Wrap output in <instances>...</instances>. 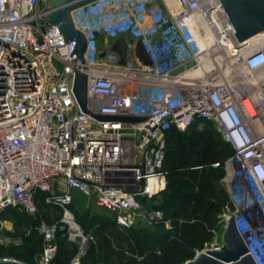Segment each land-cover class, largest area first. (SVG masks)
Returning <instances> with one entry per match:
<instances>
[{"label":"built area","instance_id":"obj_1","mask_svg":"<svg viewBox=\"0 0 264 264\" xmlns=\"http://www.w3.org/2000/svg\"><path fill=\"white\" fill-rule=\"evenodd\" d=\"M49 12L44 0H0V220L9 209L35 216L39 194L63 211L62 230L40 223L36 263L55 264L63 231L79 246L70 264H83L95 238L71 210L74 191L122 229L166 224L151 202L168 188V133L208 121L233 150L224 168L235 201L223 221L235 217L264 264V218L253 194L264 199V31L240 43L217 0H99L72 13L87 39L83 64ZM125 37L132 41L122 65L102 45ZM138 42L151 65L137 57ZM77 73L88 77L89 113L74 93ZM4 231L0 221L1 248L22 244Z\"/></svg>","mask_w":264,"mask_h":264},{"label":"rangeland","instance_id":"obj_2","mask_svg":"<svg viewBox=\"0 0 264 264\" xmlns=\"http://www.w3.org/2000/svg\"><path fill=\"white\" fill-rule=\"evenodd\" d=\"M205 128L208 131H211L213 135H203L199 130H195L190 132L188 137L195 148H199L200 150L208 148L210 150L211 157L204 161L203 167H205L206 174L209 176L210 182L214 186L216 193L211 199H209V196H203L201 194L197 184H195V188L192 190L188 189V187L180 189L179 187H168L162 196L151 202L152 208L164 212L166 224H158L152 227L133 228L135 231L134 237L141 238L139 235L149 234L148 238L143 237L144 241H149L150 253L147 256L148 260L155 262L158 258H163L165 252L168 250H182L189 254V258L183 263L185 264L186 262L193 260L199 253L216 250L221 248L224 244L226 226L223 221V210L226 206L234 208L235 196L234 190L229 187V180H225L226 170L224 165L223 167H215L214 165L218 162H223V160L225 161L230 155L226 154L228 150L222 144L218 134L214 132L215 127L210 126L211 129H208L209 127L205 126L204 129ZM177 189L182 192H193L195 197L194 204L199 208H201V204L205 199L211 201L220 208V213L217 214L214 211L210 212L208 215L201 213L200 218L191 221L178 219L173 208V201L176 194L175 190ZM253 194L257 200L256 202L259 204L256 205L264 210V199L261 194L257 190L253 191ZM42 202V200L39 202L40 206L38 207V212L42 216L41 222L44 221L48 224H58L62 230V228H64V225L61 223L63 218L62 209L49 206L46 202L42 204ZM254 203V200H249V205ZM73 207L75 208L74 210L76 211L78 221L83 228L82 230L86 234H90L91 231L95 230L92 228L95 223L100 225V231L97 238L95 237V234H93L95 238L93 242V252L94 254L99 255V261L101 263L147 264V259H136L131 253V248H129L127 241H131V239L134 238L133 236H126L125 238L127 241H124L123 239L119 241L118 231H120V228L118 229L114 215L111 212L98 207L94 199L87 200L82 195L75 198ZM262 216L263 215L260 211L258 217L263 218ZM40 218L41 217L38 213L35 216H29L22 215L18 212L13 214L7 213L5 216L1 217L0 221L6 225V228L9 230L8 232L17 234L23 240L20 246H12L3 249L0 247V256L2 259L17 260L14 258L17 257L16 252L22 254L25 253L26 250L28 253L32 250H36V245L42 237L38 230L39 226L36 223L40 221ZM153 232L158 233L156 238L150 237V233ZM61 237L68 240L63 231H61ZM70 245L73 247V245L77 246L78 244L72 243ZM63 248L66 249L67 247L64 245ZM122 255H124L123 259L121 258ZM29 256L30 254H28L27 258H29Z\"/></svg>","mask_w":264,"mask_h":264},{"label":"trees","instance_id":"obj_3","mask_svg":"<svg viewBox=\"0 0 264 264\" xmlns=\"http://www.w3.org/2000/svg\"><path fill=\"white\" fill-rule=\"evenodd\" d=\"M210 126H213L210 123H207L208 129H211ZM199 130L196 128V126L189 129L186 133H180L176 129H172L168 133L167 138V151H166V159H165V170L168 172V187H179L180 188H187L192 190L195 188V184L198 185L199 190L201 191V194L203 196H209L208 198L211 199L212 196H214L215 189L212 183L210 182L209 176L206 174V169H204V161L208 160L210 156V150L195 148L188 137L190 135V132ZM218 137L220 138L222 144L226 147L230 157L233 155L232 148L223 141L221 135L218 133L216 129H214ZM202 132V134H209L208 136H212L213 133L211 131H208L206 128L204 130H199ZM217 146V145H216ZM229 157V158H230ZM227 160V159H226ZM225 160V161H226ZM225 161L218 162L223 167ZM176 194L173 201V208L175 211V214L178 219H182L185 221H191L196 218H200V214L203 213L204 215H208L210 212L214 211L215 213H220V208L217 207L214 203L211 201H207L206 199L201 204V208L197 207L195 202V197L193 192L189 191H179L178 189L175 190ZM43 201L42 204L45 203V196L43 194H39L37 197V204L38 207L40 206L39 202ZM75 208L72 206L71 210L75 215L77 223L82 228L81 224L78 221V217L76 214ZM17 213L18 211L15 209H9L7 210L3 215L10 213ZM19 213V212H18ZM22 214V213H20ZM40 218V221L36 222L39 226L42 221V216L38 212ZM26 215V214H22ZM117 225V224H116ZM118 229L120 228L117 225ZM92 228L94 230L95 237L97 238V235L100 231V225L98 223H95ZM83 229V228H82ZM119 241L123 239L124 241H127L125 238L135 236L133 229H119ZM4 235L8 236H16L19 237L15 233H9L8 231L3 232ZM137 234V233H136ZM141 238L134 237L131 239V241H127V244L129 245V248H131V253L136 257V259L146 260L148 254L150 253V247H149V241H144L143 237L148 238L149 234H142L139 235ZM158 236V233L153 232L150 233L151 238H156ZM148 240V239H147ZM57 242L59 245L58 254L55 260V264H70L71 259L76 255L78 252L79 246L73 245V247L70 245L72 244L68 240L61 237V232L58 233L57 236ZM42 243L43 238H40V241L36 245L35 251H28L26 250L25 253L19 254L16 252L17 257H14L17 260H20L27 264H37L36 263V257L37 255L42 251ZM67 247L66 249L63 248V246ZM136 245V247H135ZM71 246V247H70ZM94 243L90 244L89 250L83 260V264H103L99 261V255L94 254L93 252ZM3 249V248H2ZM71 249V250H70ZM102 251V248H101ZM28 254H30L29 258H27ZM165 257V258H164ZM163 258H158L157 261H151L146 260L147 264H183L188 258L189 254L185 251H178V250H168L165 252V256ZM124 258V255L121 257ZM31 260V261H29Z\"/></svg>","mask_w":264,"mask_h":264},{"label":"water","instance_id":"obj_4","mask_svg":"<svg viewBox=\"0 0 264 264\" xmlns=\"http://www.w3.org/2000/svg\"><path fill=\"white\" fill-rule=\"evenodd\" d=\"M49 4L50 12L47 21L51 25H58L60 32L67 41H75L76 48L73 52L79 59L85 63V53L87 51V39L85 35L78 31L74 25L72 13L82 7L88 6L99 0H44ZM222 11L229 18L237 40L241 43L247 39L264 31V0H217ZM113 51L120 56V63H127V44L126 40L121 38L116 41ZM137 57L146 65H151V60L141 42L137 43ZM104 56V54L102 55ZM75 96L85 113L87 110L88 100V77L77 73L74 85ZM96 119L102 121H124V122H141L142 118L128 117H110L97 116ZM88 244L86 245V249ZM0 264H27L14 259L0 258ZM185 264H257L250 254L247 244L241 236L236 219L232 216L227 224L224 233V244L219 250H210L199 253L193 260Z\"/></svg>","mask_w":264,"mask_h":264},{"label":"crops","instance_id":"obj_5","mask_svg":"<svg viewBox=\"0 0 264 264\" xmlns=\"http://www.w3.org/2000/svg\"><path fill=\"white\" fill-rule=\"evenodd\" d=\"M123 39H125L127 42H130V41H132V39L130 38V37H125V38H123ZM102 47L104 48V49H106V48H109V49H113L114 48V45L112 46L111 45V43L108 45H106V44H103L102 45ZM207 123H210V124H212L213 126H214V124L213 123H211V122H208V121H205V122H203V123H201V124H198V125H196V127H200L201 126V128H199V130H204V127L205 126H207ZM215 127V126H214ZM197 128V129H198ZM203 128V129H202ZM216 129V128H215ZM79 195H81L80 193H78V192H76V191H74L73 192V197H74V202H75V198H77ZM87 200L88 199H90V198H86Z\"/></svg>","mask_w":264,"mask_h":264},{"label":"bare ground","instance_id":"obj_6","mask_svg":"<svg viewBox=\"0 0 264 264\" xmlns=\"http://www.w3.org/2000/svg\"><path fill=\"white\" fill-rule=\"evenodd\" d=\"M250 193H252L251 190H250ZM257 205H258V204H257ZM260 211H261V214L263 215L262 217L264 218V210H261V209H260ZM66 216H67L66 219H70V215H69V213H67ZM72 226L75 227L73 224H72Z\"/></svg>","mask_w":264,"mask_h":264}]
</instances>
